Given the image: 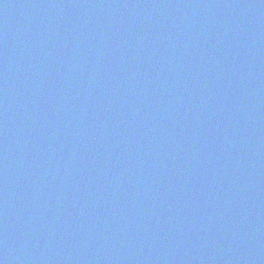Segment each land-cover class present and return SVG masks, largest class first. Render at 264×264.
<instances>
[{"label":"water","instance_id":"95a60500","mask_svg":"<svg viewBox=\"0 0 264 264\" xmlns=\"http://www.w3.org/2000/svg\"><path fill=\"white\" fill-rule=\"evenodd\" d=\"M0 264H264V0H0Z\"/></svg>","mask_w":264,"mask_h":264}]
</instances>
